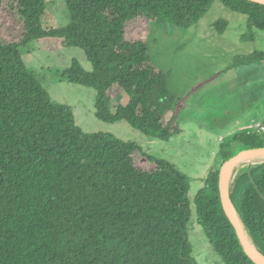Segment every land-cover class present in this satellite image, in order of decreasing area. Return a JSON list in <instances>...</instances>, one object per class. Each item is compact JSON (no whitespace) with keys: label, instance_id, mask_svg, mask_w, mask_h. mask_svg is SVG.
<instances>
[{"label":"trees","instance_id":"trees-1","mask_svg":"<svg viewBox=\"0 0 264 264\" xmlns=\"http://www.w3.org/2000/svg\"><path fill=\"white\" fill-rule=\"evenodd\" d=\"M46 1L0 0V264H198L187 233L189 176L137 143L84 132L72 109L54 103L27 69L19 48L37 41L51 52L81 49L92 69L72 60L63 78L96 90L95 116L107 123L125 120L166 141L183 131L178 116L184 101L174 106L166 74L152 64L145 38L127 39L128 24L145 19L188 28L220 1L246 16L249 32L264 31V4L63 0L69 24L54 27ZM226 24L217 22V32ZM261 61L264 50L236 58L232 67ZM120 90L128 102L113 112ZM167 112L172 115L164 122ZM232 143L256 148L264 137L236 133L220 145L224 160L233 155ZM136 153L151 167L137 165ZM218 179L219 170L210 171L193 199L197 222L224 264H255L222 209ZM230 199L264 254V161L236 175Z\"/></svg>","mask_w":264,"mask_h":264},{"label":"rangeland","instance_id":"rangeland-1","mask_svg":"<svg viewBox=\"0 0 264 264\" xmlns=\"http://www.w3.org/2000/svg\"><path fill=\"white\" fill-rule=\"evenodd\" d=\"M45 10L51 15L54 27L69 24L63 0H47ZM219 21L227 23L222 33L215 27ZM16 30L15 27L13 32ZM3 31L5 36L11 32L6 25ZM247 33L251 37L242 39ZM138 38L146 39L152 64L166 74L174 106L184 101L178 116L183 131L166 141L145 136L125 120L107 123L95 116L96 90L63 78L72 60H77L85 71L92 69L81 49L68 47L51 52L32 41L20 47L19 52L52 101L69 106L76 125L84 132H110L124 141L137 143L147 154L175 164L189 176L191 213L187 233L191 255L198 264H224L197 222L193 199L204 186L208 173L219 170L225 161L218 155L220 145L230 142L236 133L246 131L249 105L264 99V70L248 69L237 77L232 67L236 58L264 50V31L252 28L249 32L245 15L214 1L207 13L188 28L145 19L132 21L127 26V39ZM250 80L255 84L246 89L244 85ZM127 102L128 96L120 90L111 101L112 111L118 104ZM171 115L172 112H167L164 122ZM254 128L248 131L254 130L264 137V129ZM248 148L240 143L231 145L233 154ZM135 162L141 167H151L138 153ZM250 166L244 163L234 168L233 179Z\"/></svg>","mask_w":264,"mask_h":264},{"label":"water","instance_id":"water-1","mask_svg":"<svg viewBox=\"0 0 264 264\" xmlns=\"http://www.w3.org/2000/svg\"><path fill=\"white\" fill-rule=\"evenodd\" d=\"M249 1L264 4V0ZM256 154H264V146L242 150L236 154H233L229 159L225 160L219 169L218 190L222 209L233 226L244 252L255 264H264V254L253 251L250 247L242 228V222L240 220L239 214L232 203V200L230 199L231 166L248 156H253Z\"/></svg>","mask_w":264,"mask_h":264},{"label":"crops","instance_id":"crops-1","mask_svg":"<svg viewBox=\"0 0 264 264\" xmlns=\"http://www.w3.org/2000/svg\"><path fill=\"white\" fill-rule=\"evenodd\" d=\"M256 65H259L260 67H256ZM256 69V68H260L262 70H264V61H261L259 63H250V64H245V65H239L237 67H235V74L236 76H240V74H243V72H245L248 69ZM253 85L255 84V81H247L246 82V86L244 85V87L247 89V87H249V85ZM244 90V88H243ZM247 125L245 126V130H251V129H255L254 126L258 127L261 125L263 126L264 129V123H261L262 121H264V99L262 100H257L254 103H251L247 109ZM257 129V128H256ZM254 131V130H252Z\"/></svg>","mask_w":264,"mask_h":264},{"label":"bare ground","instance_id":"bare-ground-1","mask_svg":"<svg viewBox=\"0 0 264 264\" xmlns=\"http://www.w3.org/2000/svg\"><path fill=\"white\" fill-rule=\"evenodd\" d=\"M261 161H264V154H256V155H253V156H248V157H246V158H244V159L238 161L237 163L233 164V165L231 166V177H230V183L232 182L233 177L235 176V173H234V170H235V169H234V168H236L237 166L242 165V164H244V163H245V164H250V165H256V164H258V163L261 162ZM242 228H243V230H244V233H245V235H246V238H247L248 243H249L250 247L252 248V250H253V251H257V252H259V251L256 249V247H255L253 241L251 240L250 236L248 235L247 229L244 227L243 224H242Z\"/></svg>","mask_w":264,"mask_h":264},{"label":"built area","instance_id":"built-area-1","mask_svg":"<svg viewBox=\"0 0 264 264\" xmlns=\"http://www.w3.org/2000/svg\"><path fill=\"white\" fill-rule=\"evenodd\" d=\"M259 127H260L261 129H263V126L260 125Z\"/></svg>","mask_w":264,"mask_h":264}]
</instances>
